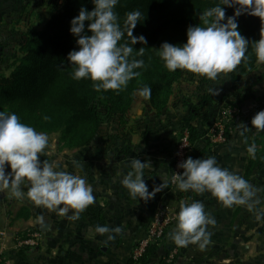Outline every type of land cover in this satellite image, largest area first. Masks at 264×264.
Listing matches in <instances>:
<instances>
[{"label":"clouds","instance_id":"9594fccd","mask_svg":"<svg viewBox=\"0 0 264 264\" xmlns=\"http://www.w3.org/2000/svg\"><path fill=\"white\" fill-rule=\"evenodd\" d=\"M93 3L92 11L82 7L79 15L71 21L70 32L78 38L79 50L71 51L67 59L74 68L73 79L92 80L97 92H119L138 78L141 72L137 69L145 66L143 59H130L134 52L131 45L147 44L144 36L133 35L142 13L139 10L126 13L121 27L115 11L119 0H93ZM225 7L236 9L226 22ZM243 14L260 18L262 27L258 41L250 43L239 31L237 18ZM200 20L204 26H190L185 44L175 46L165 42L158 50V55L170 72L184 70L209 81H217L221 75L227 77L233 73L241 64L248 65L250 45L257 63L264 64V0H219L215 7L201 13ZM125 34L130 38V43H121ZM144 51L141 47L136 53L143 57ZM208 91L214 96L219 95L217 89L210 88ZM139 94L148 99L151 88L145 86ZM251 124L256 132H264V111L257 113ZM238 128L242 137L246 132L253 131L245 124ZM48 148L46 133L37 132L32 126L22 123L15 113L0 111V193L12 199L27 198L37 207L67 216L72 221L79 220L80 214L95 203L94 190L83 176L59 170L55 162H41L40 157L47 154ZM256 151L255 143L247 147L252 158H255ZM73 163L82 168L78 162ZM8 166L11 172L7 171ZM178 167L183 169V173H175L171 178L178 191H192L201 195L208 192L226 208L245 206L250 212H256L257 219L264 218V208L257 211V206L262 203L258 192L262 190L255 188L238 173L220 167L215 157H189ZM151 168L150 161L131 160V170L123 176L121 184L133 199L147 203L168 187L169 181L162 175V184L149 191L145 169ZM177 221L169 238L178 247L198 245L200 250H204L211 243L212 234L208 228L215 227L216 220L205 211L202 202L186 204L181 201ZM94 231L101 236L108 234L107 239L114 240L115 235L110 233L120 234L123 229L97 225Z\"/></svg>","mask_w":264,"mask_h":264},{"label":"crops","instance_id":"0c3cea01","mask_svg":"<svg viewBox=\"0 0 264 264\" xmlns=\"http://www.w3.org/2000/svg\"><path fill=\"white\" fill-rule=\"evenodd\" d=\"M253 85L254 81L249 92L243 86L237 92L239 95L231 93L227 85L225 90L229 93L228 101L240 94L243 97H246V93L251 95L252 91H263L264 94L263 84ZM195 99L197 97L192 98L193 101ZM190 100L186 95H174L169 106L159 115L149 107L146 110L137 109L139 119L133 117L129 120V128L121 135L122 139L114 142L98 140L90 147L76 150V162L82 168L76 167L74 173L68 167L67 159L55 163L59 170L83 176L94 190L95 203L80 214L79 220L72 221L67 216L37 207L27 198L12 199L0 193V253L6 262L130 264L133 249L147 236L157 210L169 207L179 214L181 201L186 204L199 201L216 220L215 227L208 228L212 234L211 243L204 250H200L198 245L178 247L169 238V234L176 228V221L164 241L152 247L150 253L153 264H160L159 259L164 253L173 249L178 252L173 264H264V218L257 219L256 212H250L245 206L226 208L208 192L201 195L188 191L187 196L181 198V193L171 187L172 157L184 127H191L198 133L191 156L193 159L206 151L203 158L215 157L220 167L245 178V168L251 157L247 147L252 144L253 131L246 132L242 137L241 129L238 128L241 124L250 128L247 119L238 118L234 121L233 133L225 145L212 146L207 134L217 121L220 103L212 95L204 107H198L200 113L193 115L188 107ZM195 101L199 104V97ZM133 158L151 162L152 168L145 169L150 192L162 184V175L169 181L168 187L147 203L133 199L121 184L123 176L131 170ZM7 171L11 172V169L8 167ZM263 177L256 174L249 182L262 190L258 192L262 203L257 206V211L264 208ZM23 212H28L30 217H24ZM45 221L51 223V236L44 235L43 246L29 252L19 251L14 244L15 237L34 227L40 229ZM97 225L122 227L123 231L120 234L110 233L115 235V239L108 240V234L101 236L95 233Z\"/></svg>","mask_w":264,"mask_h":264},{"label":"trees","instance_id":"16d2710c","mask_svg":"<svg viewBox=\"0 0 264 264\" xmlns=\"http://www.w3.org/2000/svg\"><path fill=\"white\" fill-rule=\"evenodd\" d=\"M218 3L219 0H119L115 11L119 15L121 27L126 13L134 10L142 13L133 35L144 36L147 44L131 45L134 52L130 59H143L145 66L137 69L141 75L130 81L126 89L97 92L92 80L73 79L74 68L67 59L71 51L79 50L78 38L70 32L71 21L79 15L82 7L92 11L93 0H46L51 12L49 20L42 30H31L25 34L20 43L19 55L10 67L11 72L8 75L0 74V111L15 113L22 123L32 126L37 132L60 134L63 145L69 150L90 147L98 140H120L128 129L132 112L140 104L147 102L152 111L161 114L169 106L175 87L188 73L184 70L170 72L165 67L158 55L162 44H185L187 29L190 26H204L200 20L201 13ZM235 10L225 7V22L235 14ZM237 22L239 31L250 43L261 38L262 22L259 17L243 14L237 18ZM125 41L130 43L126 34L121 43ZM141 47L145 50L143 57L136 53ZM4 51L0 46L1 58L4 57ZM248 54V65L241 64L228 75V89L235 95L243 88L245 78L259 66L251 45ZM145 86L151 88V97L148 99L139 94ZM209 100L210 96L203 93L198 105L201 108ZM190 112L197 115L200 110L190 108ZM189 128L194 145L198 133ZM252 130V143L257 145V151L255 158L250 157L247 161L245 179L248 182L256 172L264 171V132ZM226 137L227 140L231 137L229 127L226 128ZM205 153L195 159H202ZM184 196H187L186 192L180 194L181 198ZM23 216L30 217L28 212H23ZM169 252L159 259L160 264H166L165 257ZM153 263L150 250L138 262ZM130 264L136 263L131 259Z\"/></svg>","mask_w":264,"mask_h":264},{"label":"rangeland","instance_id":"374dc122","mask_svg":"<svg viewBox=\"0 0 264 264\" xmlns=\"http://www.w3.org/2000/svg\"><path fill=\"white\" fill-rule=\"evenodd\" d=\"M58 1L63 2L64 0ZM50 16L51 12L46 4V0H0V46H2V48L5 50L4 57L1 58L0 56V74L8 75L11 72L10 67L19 55L20 43L25 34L31 30H42ZM227 81L228 76L225 77L221 75L217 81H209L206 78L199 77L196 74L188 72L182 79L180 85L175 87L174 95L177 97L179 95H186L190 97L191 103H189L188 107L191 109H199L198 107L200 105L196 104L195 100H198V97H201L203 93L212 96L208 90L210 88L217 89L219 95L214 97L216 102L218 104L220 103V110L217 121L212 127H214L217 123H221L225 119L223 117V112L225 111L223 107L225 105L234 107L240 111V114L238 116L232 114L230 118H226V120L229 119L231 121V126H229V128L231 129V133H233L234 129H232V123H234L236 119H247L250 126L254 116L260 111H264V94L263 91H261V93L252 91L251 95L246 93V97H243L240 94L239 97L228 101L229 93L225 90L228 83ZM253 81L254 87L256 84L264 85V64H259L254 74L246 77L243 84L246 91L248 90L249 92ZM195 97H197V99L193 101L192 98ZM147 108V102L140 104L132 112L129 120L133 117H137V109L146 110ZM137 119L139 118L137 117ZM47 136L49 138V148L46 150L47 154L40 157L41 162L48 160L49 162L59 163L67 159L68 167L74 173L76 166H74L73 162L76 161V150L67 149L63 145L62 136L60 134L53 133L47 134ZM256 174L259 176H264V171H258ZM32 229L35 231H40L38 227H34ZM25 252H29V250ZM165 254L166 253H164V255Z\"/></svg>","mask_w":264,"mask_h":264},{"label":"built area","instance_id":"2783aa9c","mask_svg":"<svg viewBox=\"0 0 264 264\" xmlns=\"http://www.w3.org/2000/svg\"><path fill=\"white\" fill-rule=\"evenodd\" d=\"M223 109L225 110L223 112V117L225 119L221 123H217L214 127H212L208 133V139L210 140L212 146L225 145L228 142L226 137V128L231 126V121L229 119L226 120V118H230L232 114H235V116L240 114V111L234 107L225 105ZM193 152L194 145L191 141L190 128L184 127L178 136V141L173 153L171 178L175 175V173H183V169L179 168L178 165L191 157ZM171 187L173 190L178 191L175 184L171 183ZM178 192L182 193L180 191ZM177 217L178 213L172 208L168 207L157 210L154 215V219L148 228L147 236L139 241L133 249L131 259L136 264H138L147 250L151 251L155 244H159L164 241L167 235V230H169L170 227L177 221ZM14 244L21 252L28 250L33 251L43 246L44 234L41 231L29 229L25 231V233L17 235L14 239ZM177 255L178 252L176 249L171 250L165 257V263L173 264L177 258ZM0 264H9L6 262L2 253H0Z\"/></svg>","mask_w":264,"mask_h":264},{"label":"water","instance_id":"95a60500","mask_svg":"<svg viewBox=\"0 0 264 264\" xmlns=\"http://www.w3.org/2000/svg\"><path fill=\"white\" fill-rule=\"evenodd\" d=\"M40 231L44 233L47 237L51 236V223L50 221H45L40 227Z\"/></svg>","mask_w":264,"mask_h":264}]
</instances>
